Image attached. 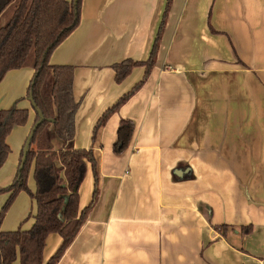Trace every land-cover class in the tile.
Wrapping results in <instances>:
<instances>
[{
  "label": "crops",
  "instance_id": "obj_1",
  "mask_svg": "<svg viewBox=\"0 0 264 264\" xmlns=\"http://www.w3.org/2000/svg\"><path fill=\"white\" fill-rule=\"evenodd\" d=\"M167 2L83 0L77 30L49 59L74 69L73 147L95 161L79 190L81 211L94 202L89 218L57 264H264V0H172L155 67L117 83L114 65L147 63ZM34 74L10 71L0 84V109L30 115L6 140L17 153L0 188L37 117ZM23 193L11 208L26 201L17 224L29 231L37 205ZM62 243L48 236L45 263Z\"/></svg>",
  "mask_w": 264,
  "mask_h": 264
},
{
  "label": "trees",
  "instance_id": "obj_2",
  "mask_svg": "<svg viewBox=\"0 0 264 264\" xmlns=\"http://www.w3.org/2000/svg\"><path fill=\"white\" fill-rule=\"evenodd\" d=\"M82 1L78 0L75 6L74 0H0V84L10 71L32 68L35 74L28 95L32 92L36 107L45 117L31 141L25 167L20 171L22 152L14 184L0 190V193L9 194L8 202L0 211V264H15L18 258L20 264H57L80 234L93 207L94 202L80 210L79 190L86 176L87 163L95 166V161L91 151H77L73 147L79 108L73 96L74 69L49 63L53 52L77 30ZM171 3L172 0H168L160 32L147 63L129 60L114 65L117 83L125 81L136 67H146V74L155 67ZM130 96L108 110L97 128L104 125ZM29 119L27 110L0 109V170L11 153L7 138L14 128L26 126ZM39 120L37 114L34 125ZM131 127L128 122L121 123L119 139L122 144L126 142V133H130ZM32 171L35 193L29 190L27 183ZM21 192L36 201L35 223L29 231L2 232L5 216ZM96 195L97 190L95 199ZM242 232L249 233L251 229L243 228ZM51 234H59L63 243L45 263L44 249Z\"/></svg>",
  "mask_w": 264,
  "mask_h": 264
},
{
  "label": "rangeland",
  "instance_id": "obj_3",
  "mask_svg": "<svg viewBox=\"0 0 264 264\" xmlns=\"http://www.w3.org/2000/svg\"><path fill=\"white\" fill-rule=\"evenodd\" d=\"M70 1H72V0H70ZM16 79H17V75H16ZM17 80H15V83L16 84H18L19 81H21L20 83L24 82V80H21V79H17ZM9 84H12V83L9 82L8 84H5V85H7L6 88H5L7 92L10 91V89H12L11 85H9ZM19 86L13 85L14 91H16V90H19L20 91L21 88ZM14 140H16V138H14ZM11 151H12V154L9 157V161L7 160L8 163H9V164H7L8 167H9V169L11 168L9 166L10 165V161H12L14 159L15 154L17 153V151L15 152V149H11ZM18 170H19V166H15V168L13 170V175H12L11 179L8 181V184L6 185V187H1L0 190L1 189H7V188L11 187L14 184L13 182H14L16 176H17ZM27 183H28L29 190L32 191V188H34V187L36 189V183H35L34 178H33V171L30 173V176L28 178ZM23 194H25V196H28V194H26V193H23ZM8 195L9 194H6V193H0V211L3 209V207L8 202L7 201L8 200V197H9ZM18 200H20L19 201V205L17 203V207L15 206V208H13V209L11 208L12 210L10 209V211L6 214V218H5L6 220L4 221V223L2 225L3 232L4 231H14V230L16 231V230H18V227L19 226L17 224V218H18L17 217V213H18V211H20V208L22 206H24L25 203H26V201H24L22 199H18Z\"/></svg>",
  "mask_w": 264,
  "mask_h": 264
},
{
  "label": "water",
  "instance_id": "obj_4",
  "mask_svg": "<svg viewBox=\"0 0 264 264\" xmlns=\"http://www.w3.org/2000/svg\"><path fill=\"white\" fill-rule=\"evenodd\" d=\"M77 3H78V0H74V5L75 6H77ZM28 97H29V100H30V102L32 104V107H33L35 113L40 116V120L32 127V129L30 131V134H29V136H28V138L26 140V143H25V145L23 147L24 150H23V157H22V160H21V163H20V166H21L20 167V171H22L23 168L25 167L24 164H25V162L27 160V156H28L29 151H30L29 148H30V145H31V141H32V139L34 137L35 132H36L37 128L45 121L44 114L41 113V111L36 107V104L34 103V100H33V97H32V92L29 93ZM179 173L180 172H176V175H180ZM181 175H182V173H181Z\"/></svg>",
  "mask_w": 264,
  "mask_h": 264
}]
</instances>
